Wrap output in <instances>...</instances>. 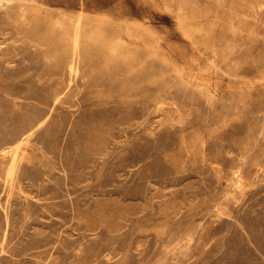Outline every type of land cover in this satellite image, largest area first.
Returning <instances> with one entry per match:
<instances>
[{"label":"rangeland","instance_id":"rangeland-1","mask_svg":"<svg viewBox=\"0 0 264 264\" xmlns=\"http://www.w3.org/2000/svg\"><path fill=\"white\" fill-rule=\"evenodd\" d=\"M11 1L0 264H264V0Z\"/></svg>","mask_w":264,"mask_h":264},{"label":"bare ground","instance_id":"bare-ground-1","mask_svg":"<svg viewBox=\"0 0 264 264\" xmlns=\"http://www.w3.org/2000/svg\"><path fill=\"white\" fill-rule=\"evenodd\" d=\"M4 1H6V0H0V4H2V3H4ZM8 1V0H7ZM12 1H14V0H12ZM11 1V2H12ZM24 1V0H23ZM213 1V0H212ZM15 2H16V0H15ZM17 2H19V1H17ZM16 2V3H17ZM24 2H26V1H24ZM214 2V1H213ZM220 2V1H219ZM227 2V1H226ZM228 2H230V1H228ZM8 3V2H7ZM10 3V2H9ZM16 3L14 4V5H16ZM18 4V3H17ZM22 4V3H21ZM21 4H20V7H21ZM221 4V3H220ZM223 4V3H222ZM227 4V3H226ZM9 5V4H8ZM11 5H13V4H11ZM231 5H232V3H231ZM2 6V5H1ZM4 6V5H3ZM5 6H7V5H5ZM10 6V5H9ZM222 6V5H221ZM227 6V5H226ZM233 6V5H232ZM8 7V6H7ZM6 7V8H7ZM10 7H13V6H10ZM19 7V6H18ZM260 7V6H259ZM4 8V7H3ZM5 8V9H6ZM212 8H213V6H212ZM234 8V7H233ZM263 8V7H262ZM261 8V9H262ZM20 9V8H19ZM205 9V8H204ZM227 9V8H226ZM228 9H230V8H228ZM2 10V9H1ZM4 10V9H3ZM7 10V9H6ZM5 10V11H6ZM13 10V9H12ZM11 10V11H12ZM208 10V9H207ZM232 10V9H231ZM9 11H10V9H9ZM11 11L9 12V13H11ZM14 11V13L16 12L15 10H13ZM7 12V11H6ZM208 12V11H207ZM206 13V12H205ZM16 14V13H15ZM0 15H1V13H0ZM5 15V14H4ZM11 15H12V13H11ZM10 14H9V16H11ZM17 15V14H16ZM15 15V16H16ZM80 15V14H79ZM5 16H7V15H5ZM13 16V15H12ZM14 16V17H15ZM226 17V16H225ZM263 17H264V15H263ZM13 18V17H12ZM17 18H19V17H17ZM231 18V17H230ZM234 18V17H233ZM4 19V18H3ZM15 19H16V17H15ZM79 19H80V16H79V18H78V20L76 21V20H74V21H76V22H69V24H66L65 22H64V20H60L59 21V25H60V30H61V28H62V34L64 33V34H67V35H69V36H71V37H69V38H72V46H71V50H66V52L64 51V55H65V57H63V58H66L65 60V67H66V71H68L69 72V74L71 75V77L68 79V81H67V83H66V86H70L71 85V82L73 81V77H75V76H77V74L79 73V71L81 70V69H84V68H82V67H80V64H82V63H80V57H82V59H83V56H80L81 54H80V46H79V36L81 35L80 34V30H79ZM232 19V18H231ZM23 20V19H22ZM69 20V19H68ZM21 21V20H20ZM87 21V20H86ZM217 21V20H216ZM226 21V20H225ZM228 21V20H227ZM233 21V20H232ZM263 21H264V19H263ZM18 22H19V20H18ZM22 22V21H21ZM67 22V21H66ZM231 22V21H230ZM255 22V21H254ZM3 23V22H2ZM6 23V22H5ZM15 23V22H14ZM58 23V22H57ZM81 23V22H80ZM20 24V23H19ZM17 25V24H16ZM228 25V24H227ZM18 26V25H17ZM82 26H83V24H82ZM231 26V25H230ZM21 28H22V26H20ZM95 27V26H94ZM128 27V26H127ZM234 27V26H233ZM7 28V27H6ZM20 28V29H21ZM125 28V27H124ZM231 28V27H230ZM251 28H252V26H251ZM5 29V28H4ZM14 29V28H13ZM16 29V28H15ZM95 29H96V27H95ZM98 29V28H97ZM127 29V28H126ZM233 29V28H232ZM231 29V30H232ZM17 30H18V27H17ZM54 30V29H53ZM250 30V29H249ZM16 31V30H15ZM93 31V30H92ZM259 31H261V30H259ZM2 32V31H1ZM23 32H24V30H23ZM96 32V31H95ZM3 33V32H2ZM63 34V35H64ZM114 35H116V34H114ZM120 35H121V33H120ZM23 36V35H22ZM25 36H26V34H25ZM27 37V36H26ZM30 37V36H29ZM65 37V36H64ZM121 37V36H120ZM257 37V36H256ZM28 38V37H27ZM254 38V37H253ZM21 39V38H20ZM28 39H30V38H28ZM66 39V38H65ZM3 40V39H2ZM48 40V39H47ZM60 40H62V39H60ZM249 40V39H248ZM252 40V39H251ZM259 40V39H258ZM1 41V40H0ZM29 41V40H28ZM31 41V40H30ZM29 41V42H30ZM55 41H57V40H55ZM71 41V40H70ZM115 41V40H114ZM41 42H42V40H41ZM1 43V42H0ZM59 43V42H58ZM60 43H61V41H60ZM251 43V42H250ZM62 44V43H61ZM60 44V45H61ZM227 44V43H226ZM230 44V43H229ZM59 46V45H58ZM47 48L49 47V46H46ZM54 47V46H53ZM56 47V46H55ZM225 47H226V45H225ZM246 47V46H245ZM46 48V49H47ZM50 48V47H49ZM58 48V47H57ZM56 48V49H57ZM60 48V47H59ZM64 48V47H63ZM243 48V47H242ZM247 48V47H246ZM52 49V47L50 48V50ZM65 49H66V47H65ZM64 49V50H65ZM133 49V48H132ZM245 49V48H244ZM43 50V49H42ZM54 50V49H53ZM46 51V50H45ZM44 50H43V52H45ZM56 51V50H55ZM60 51V50H59ZM59 51H58V53H59ZM205 51V50H204ZM250 51V50H249ZM262 51H263V49H262ZM49 52H51V51H48L47 53H49ZM243 52V51H242ZM241 52V53H242ZM91 53V52H90ZM89 53V54H90ZM206 53V52H205ZM248 53V52H247ZM40 54V53H39ZM50 54H53V53H50ZM48 55V54H47ZM247 55V54H246ZM249 55V54H248ZM60 56V55H59ZM80 56V57H79ZM205 56V55H204ZM243 56V55H242ZM260 56V55H259ZM52 57H55L54 55L52 56ZM89 57V56H88ZM93 57V56H92ZM202 57V56H201ZM262 57H263V55H262ZM42 58V57H41ZM63 58H62V60H63ZM245 58V57H244ZM243 58V59H244ZM46 59V58H45ZM54 59V58H53ZM81 59V60H82ZM86 59H88V58H86ZM211 59V58H210ZM260 59V58H259ZM263 59V58H262ZM49 60V59H48ZM93 60V59H92ZM91 59L89 60V61H92ZM203 60V59H202ZM207 60V59H206ZM255 60V59H254ZM55 61V60H54ZM118 61V60H117ZM210 61V60H209ZM216 63H217V61H216V58H215V60H214ZM46 62H47V60H46ZM88 62V61H87ZM97 62H99V60L97 61ZM206 62H208V61H206ZM45 63V62H44ZM60 63H62V62H60ZM86 63V62H85ZM93 63V62H92ZM127 63V62H126ZM54 64V63H53ZM55 64H57V63H55ZM87 64V63H86ZM88 64H89V62H88ZM134 64H136V63H134ZM227 64H228V62H227ZM242 64V63H241ZM244 64V63H243ZM242 64V65H243ZM264 64V63H263ZM47 65V64H46ZM61 65V64H60ZM97 65H98V63H97ZM137 65V64H136ZM205 65V64H204ZM83 66H85V65H83ZM88 66V65H87ZM86 66V67H87ZM121 66H122V64H121ZM91 67V66H90ZM90 67H88V68H90ZM98 67V66H97ZM226 67H228V66H226ZM243 67V66H242ZM255 67H256V65H255ZM258 67V66H257ZM54 68V67H53ZM112 68V67H111ZM115 68V67H114ZM123 68V67H122ZM239 68H240V66H239ZM55 69V68H54ZM117 69V68H116ZM224 69V68H223ZM228 69V68H227ZM63 70V69H62ZM88 70L89 69H87V71L86 72H88ZM110 70V69H109ZM242 70V69H241ZM244 70V69H243ZM252 70V69H251ZM250 70V71H251ZM59 71H61V70H59ZM82 71V70H81ZM85 71H83V72H85ZM98 71V70H97ZM245 71V70H244ZM57 72V71H56ZM49 73V72H48ZM62 73V72H61ZM134 73V72H133ZM246 73V72H245ZM90 74V73H89ZM102 74V73H101ZM111 74H112V72H111ZM130 74V73H129ZM135 74V73H134ZM244 74V73H243ZM48 75V74H47ZM62 75H63V73H62ZM95 75V74H94ZM97 75V74H96ZM99 75V74H98ZM110 75V74H109ZM116 75V74H115ZM135 75H137V74H135ZM55 76H56V74H55ZM60 76V75H59ZM100 76H102V75H100ZM129 76V75H128ZM131 76V75H130ZM129 76V77H130ZM133 76V75H132ZM131 76V77H132ZM52 77V76H51ZM50 77V78H51ZM63 77V76H62ZM95 77V76H94ZM108 77L109 76H107V79H108ZM128 77V78H129ZM135 77V76H134ZM49 78V79H50ZM61 78V77H60ZM98 78V77H97ZM106 77H104L103 79H105ZM53 79V78H52ZM62 79V78H61ZM99 79V78H98ZM92 79H90V81H91ZM66 81V80H65ZM105 81H106V79H105ZM119 81V80H118ZM122 81V80H121ZM126 81V80H125ZM55 82V81H54ZM53 82V83H54ZM60 82V81H59ZM87 82H88V80H87ZM92 82V81H91ZM104 82V81H103ZM107 82V81H106ZM128 81H126V83H127ZM131 82H133V81H131ZM130 82V83H131ZM135 82V81H134ZM133 82V83H134ZM136 82H137V80H136ZM61 83V82H60ZM63 83V82H62ZM96 83V82H95ZM94 83V84H95ZM113 83V82H112ZM133 83H132V85L131 86H133ZM55 84V83H54ZM85 84H87V83H85ZM91 84V83H90ZM111 84V83H110ZM135 84H137V83H134V85ZM108 85V84H107ZM106 85V86H107ZM124 86H125V84H123ZM58 86V85H57ZM89 86V85H88ZM93 86H95V85H93ZM101 86V85H100ZM105 86V87H106ZM113 88H114V86H113ZM125 88V87H124ZM86 89V88H85ZM119 89V88H118ZM121 89H123V88H121ZM129 89V88H128ZM133 89V88H132ZM59 90V89H58ZM101 90L102 89H100V92H101ZM113 90V89H112ZM111 90V91H112ZM53 91H55V90H53ZM72 91H74V90H72ZM71 91V92H72ZM99 91V90H98ZM115 91H117L116 89H115ZM114 91V92H115ZM126 91H127V89H126ZM130 91H133V90H131L130 89ZM137 91V90H136ZM201 91V90H200ZM68 92H69V90H68ZM76 92V91H75ZM113 92V91H112ZM122 92V91H121ZM124 92H125V90H124ZM74 93V92H73ZM105 93V92H104ZM103 93V94H104ZM117 93H119V92H117ZM126 93V92H125ZM53 94V93H52ZM55 94V93H54ZM70 94V93H69ZM106 94V93H105ZM109 94V93H108ZM120 94H122V93H120ZM263 94V93H262ZM68 95V94H67ZM263 96V95H262ZM57 97V96H56ZM72 97V96H71ZM74 98V97H73ZM209 98V97H208ZM261 98V97H260ZM65 99H66V97H65ZM121 99V98H120ZM211 99V98H210ZM67 100V99H66ZM59 102V101H58ZM62 102V101H61ZM74 102V101H73ZM66 104V103H65ZM68 104V103H67ZM262 104V103H261ZM253 113V112H252ZM249 115V114H248ZM218 116V115H217ZM222 116H223V114H222ZM241 116V115H240ZM249 118H251V117H249ZM248 118V119H249ZM261 118H263L262 116H261ZM220 119V118H219ZM242 119V118H241ZM240 119V120H241ZM245 119H246V117H245ZM248 119H247V121H248ZM243 120V119H242ZM254 121H255V119H254ZM261 121V120H260ZM258 122V121H257ZM245 124V123H244ZM256 124V123H255ZM206 125V124H205ZM251 125H254V124H251ZM210 126V125H209ZM244 126V125H243ZM242 126V127H243ZM256 126V125H255ZM257 127V126H256ZM255 127V128H256ZM240 128V127H239ZM249 128V127H248ZM252 128V127H251ZM259 129V128H258ZM234 130H236V129H234ZM243 130H245L244 128H243ZM251 130V129H250ZM259 130H261V129H259ZM233 131V130H232ZM239 131V130H238ZM241 131V130H240ZM245 132V131H244ZM252 132H254L253 130H252ZM250 133V132H249ZM227 134V133H226ZM247 134V133H246ZM245 134V135H246ZM241 135V134H240ZM243 135H244V133H243ZM248 136H250L249 134H247ZM253 135V134H252ZM255 135V134H254ZM226 137V136H225ZM240 137H243V136H240ZM252 137V136H251ZM251 137H249V139H248V141L250 140V138ZM27 138H24V139H22V141H21V143L24 141V140H26ZM254 139V138H253ZM235 140V139H234ZM238 140V139H237ZM252 140V139H251ZM250 140V141H251ZM236 141V140H235ZM238 142V141H237ZM252 142V141H251ZM20 143V144H21ZM246 142H244V144H245ZM19 144V145H20ZM239 144V143H238ZM19 145H17L16 147H14L13 148V150L14 149H17L18 148V146ZM216 146V145H215ZM239 146H241L242 147V145H239ZM249 146H250V144H249ZM217 147V146H216ZM42 149V148H41ZM217 149V148H216ZM215 149V150H216ZM225 149V148H224ZM232 149V148H231ZM235 149V148H234ZM244 149H246V148H244ZM244 149H242V150H244ZM247 150V149H246ZM245 150V151H246ZM234 151V150H233ZM245 151H243V152H245ZM14 152V151H13ZM235 152H237V151H235ZM222 153V152H221ZM226 153V152H225ZM228 153V152H227ZM226 153V154H227ZM13 154V153H12ZM229 154V153H228ZM11 155V154H10ZM247 155V154H246ZM249 155V154H248ZM218 156V155H217ZM234 156V155H233ZM243 156H245V155H243ZM26 157V156H25ZM236 157V156H235ZM234 157V158H235ZM5 158V157H4ZM218 158V157H217ZM216 158V159H217ZM228 158V157H227ZM239 158V157H238ZM251 158V157H250ZM231 159V158H230ZM246 159V158H245ZM244 159V160H245ZM248 160H251V159H248ZM228 161V160H227ZM238 162V161H237ZM248 162V161H247ZM251 162V161H250ZM225 163V162H224ZM231 164V163H230ZM250 164H252V163H250ZM257 164V163H256ZM215 165V164H214ZM255 165V164H254ZM263 165V164H262ZM235 166V165H234ZM253 166V165H252ZM230 167H232V166H230ZM208 169V168H207ZM230 169V168H229ZM239 170V169H238ZM203 171H204V169H203ZM227 171H229V170H227ZM233 171V170H232ZM250 171V170H249ZM224 172V171H223ZM225 174V173H224ZM231 180V179H230ZM240 189V188H239ZM103 249H105V248H103V247H100V248H98L97 249V254H96V252H95V256L91 259V261L88 263V264H93V262L95 261V259L98 257V255H99V253L101 252V251H103ZM110 254L109 253H105L104 254V257L106 258V259H110L111 258V256H109ZM38 256V255H37ZM124 261H125V258L124 257H120V258H118V259H116V260H114V261H112V262H110V263H108V264H125L124 263ZM43 262V261H42Z\"/></svg>","mask_w":264,"mask_h":264}]
</instances>
